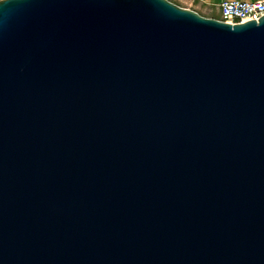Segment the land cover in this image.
<instances>
[{"label":"water","instance_id":"1","mask_svg":"<svg viewBox=\"0 0 264 264\" xmlns=\"http://www.w3.org/2000/svg\"><path fill=\"white\" fill-rule=\"evenodd\" d=\"M0 264H264V16L0 0Z\"/></svg>","mask_w":264,"mask_h":264},{"label":"built area","instance_id":"2","mask_svg":"<svg viewBox=\"0 0 264 264\" xmlns=\"http://www.w3.org/2000/svg\"><path fill=\"white\" fill-rule=\"evenodd\" d=\"M264 16V0H222L217 19L229 23L258 21Z\"/></svg>","mask_w":264,"mask_h":264},{"label":"crops","instance_id":"3","mask_svg":"<svg viewBox=\"0 0 264 264\" xmlns=\"http://www.w3.org/2000/svg\"><path fill=\"white\" fill-rule=\"evenodd\" d=\"M186 8H190L207 17H219V3L222 0H171Z\"/></svg>","mask_w":264,"mask_h":264},{"label":"rangeland","instance_id":"4","mask_svg":"<svg viewBox=\"0 0 264 264\" xmlns=\"http://www.w3.org/2000/svg\"><path fill=\"white\" fill-rule=\"evenodd\" d=\"M171 1V0H170Z\"/></svg>","mask_w":264,"mask_h":264}]
</instances>
